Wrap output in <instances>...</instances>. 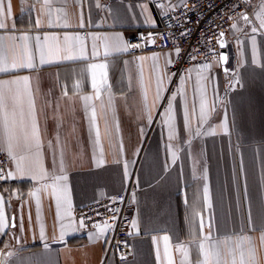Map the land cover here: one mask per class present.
<instances>
[{
    "label": "crops",
    "instance_id": "obj_1",
    "mask_svg": "<svg viewBox=\"0 0 264 264\" xmlns=\"http://www.w3.org/2000/svg\"><path fill=\"white\" fill-rule=\"evenodd\" d=\"M185 2L47 0L45 4V0H2L6 27L0 29V37L5 38V44L14 43L18 52L26 46L33 68L0 73V80L29 77L44 167L49 174L67 176L66 181L58 182L67 191L43 188L45 183H54L51 179L20 176L15 161L10 160L7 173L12 172L14 178L6 176L0 185V211L8 222L0 233V264H169V259L181 264L184 257L177 251L178 245L188 249L185 264H195L196 245L209 233L211 239L204 243L220 242L222 247L225 241L234 247L238 237H250L242 249L247 253L249 247L254 248L255 264H264V29L255 16L261 0H251V23L238 19L236 29L233 23L223 36L227 61L215 63L205 72L191 70L184 75V83L173 94L176 99L170 98L174 138L169 137L166 122L168 105L160 109L176 50L133 55L128 48H109L105 55V46L116 37L127 44L136 30L159 27L165 9ZM146 17L153 23H146ZM253 27L258 29L255 33ZM9 36L17 39L9 41ZM22 36L28 39H19ZM65 36L71 39L66 41ZM42 51L44 64L40 63ZM69 56L72 58H66ZM156 65L164 74L159 98ZM93 77L100 99L95 98ZM109 89L111 108L107 107ZM145 94L151 108L150 124L143 108ZM85 96L93 97L87 110ZM202 98L206 122L201 127ZM93 105L99 144L89 128ZM186 116L192 131L185 124ZM225 122L227 130L221 127ZM197 127L199 136L194 134ZM57 134L64 151L63 173L59 172V148L54 165L53 150L48 147L49 141L57 145ZM130 183L137 204L131 230L133 253L121 262L107 252L109 227L97 239L99 229L83 231L77 211L125 190ZM37 188L41 190L30 195ZM57 197L61 202L59 219ZM164 236L169 237L167 255Z\"/></svg>",
    "mask_w": 264,
    "mask_h": 264
},
{
    "label": "snow or ice",
    "instance_id": "obj_2",
    "mask_svg": "<svg viewBox=\"0 0 264 264\" xmlns=\"http://www.w3.org/2000/svg\"><path fill=\"white\" fill-rule=\"evenodd\" d=\"M246 4L250 3V0H244ZM45 4H47V0H45ZM186 6V5H185ZM259 11L255 13L256 18L259 20V27L260 29H264V0H261L259 5ZM11 12V5H8V14L10 15ZM241 19H243L246 23H251L249 17L241 13ZM146 23H153V21L146 17ZM6 27L4 23V6L2 0H0V29H4ZM234 29H236V24L232 25ZM258 29L256 27L252 28L253 33H255ZM224 33L221 32L220 36L223 37ZM17 38L14 36L7 37L9 41H15ZM19 39L27 40V36H22ZM39 39V38H37ZM45 39H48L45 37ZM55 39V37H53ZM64 39L67 41L71 39L70 37L65 36ZM79 39V37H77ZM5 38L0 37V73H8L10 70L20 69V68H33L32 63V56L28 53L26 46L24 47L23 51H16V45L13 43L12 45L5 44ZM220 46L224 47V42L221 39L219 41ZM252 43L255 45V37L252 38ZM106 51L105 55L108 54V49L111 48L112 50L119 51V50H127L128 45L123 42V40L119 37H116L110 45L105 46ZM179 49H176L177 54H179ZM53 53L49 52L48 55H52ZM66 58H72L71 56ZM195 57H193L194 59ZM143 60L144 58H139ZM152 59L155 61L158 58L154 55ZM219 59L221 61H227V56L221 54ZM45 53L42 51L40 56V63H46ZM171 63L170 60H166V64ZM92 67H97L93 65ZM98 67L103 68L104 65H99ZM157 69V98H159L160 92L163 90V82H164V74L160 73L159 66H155ZM210 65L205 64L203 68L207 69ZM191 70H189L190 72ZM181 83H184V78H181ZM93 89H95V98L100 99V89L97 86L95 77H93ZM140 87L144 88V81L143 77L141 76L140 79ZM67 95V93H65ZM85 101V109L87 110L89 105L88 101L93 99L92 96H85L83 97ZM176 96L173 95L171 100H175ZM169 101L168 108L166 109V114L168 116V120L166 122L169 123V137H175V128L172 124V102ZM205 105L206 101L202 98L200 104V115H199V124L202 127L203 124L206 122L205 120ZM25 106L27 107V113L25 112ZM112 106V96L109 89V95L107 100V107L111 108ZM101 108H105V104L101 102ZM144 112L147 117V121L150 124L152 122V115H151V108L147 103V96L145 94L144 97ZM186 126L189 127V131H192L188 118L186 116L185 119ZM225 130H227L226 122L221 125ZM89 128L90 132L95 133V143H100V129L97 124V112L96 108L93 105L91 108V116L89 121ZM214 131V130H213ZM195 135H201L200 127L195 129ZM211 134V132L209 133ZM57 145L54 147L52 142H48V147L53 150V163L55 165V158L57 147L59 148L60 153V167L59 172H64V151L63 145L60 143L59 135L57 134ZM0 150L6 151L9 158L15 161L16 173L20 176L28 175L33 180H48L51 179L54 181L51 185L45 183L42 185L43 188L52 187L57 192H65L67 191L66 186H61L58 182L59 181H66V175H54L49 174L43 163L42 158V139L40 128L38 124V115L36 110V100L33 89L30 87L29 84V77L23 76L18 79L12 80H0ZM17 150H20L21 154H17ZM175 156V154H173ZM6 177L0 174V179H5ZM7 178H14V174L12 172L7 173ZM41 189L37 188L35 192L30 193V195L35 196ZM205 196L207 197V186L204 188ZM2 200V198H0ZM60 198L57 197V218H60ZM70 207V201H69ZM67 215L70 217L71 212L69 211ZM115 219V217H113ZM80 226L83 227V220L80 222ZM135 221H133V225L135 226ZM13 226H15L13 224ZM8 227V222L4 217L2 211H0V233H3L4 229ZM71 227V222L68 225ZM99 229V233L96 236L97 239L100 238L106 231L108 225L105 221L103 227L100 225H94ZM203 223H201V230H203ZM65 226L61 225L60 231V238L63 239L65 235ZM43 236V231H42ZM91 238V237H90ZM165 241V254L168 253V241L169 237H163ZM211 239L210 233L203 236L202 241L196 245L197 248V257L195 260V264H237V252H239V264H255V255H254V248L249 247L247 249V253L242 249L241 245L244 244L246 241H250V237L248 236H240L235 241V246L231 247L228 246L229 242H223V246L220 242L213 243L211 245H207L204 241H208ZM262 241H264V233L261 236ZM226 248V251L224 250ZM177 251H180L184 259L181 261V264H185V261L188 259V249L183 245H178ZM230 258V259H229ZM169 264H172L171 259H169Z\"/></svg>",
    "mask_w": 264,
    "mask_h": 264
},
{
    "label": "built area",
    "instance_id": "obj_3",
    "mask_svg": "<svg viewBox=\"0 0 264 264\" xmlns=\"http://www.w3.org/2000/svg\"><path fill=\"white\" fill-rule=\"evenodd\" d=\"M250 6L251 0L248 4L244 0H186L180 6L165 9L159 27L138 29L127 40L128 50L133 55L164 49L180 50L168 68L170 82L160 111L167 107L181 85V78L189 70L205 72L213 64H221L220 33L225 35L231 25L241 19V13L249 17ZM205 64L210 67L203 68ZM10 160L7 152L0 150V174L5 177ZM5 180L0 179V185ZM136 208L134 188L130 183L115 195L82 206L77 215L80 221L83 220V231L95 229L94 225L106 221L110 230L107 252L125 262L133 253L131 230Z\"/></svg>",
    "mask_w": 264,
    "mask_h": 264
},
{
    "label": "water",
    "instance_id": "obj_4",
    "mask_svg": "<svg viewBox=\"0 0 264 264\" xmlns=\"http://www.w3.org/2000/svg\"><path fill=\"white\" fill-rule=\"evenodd\" d=\"M223 38L224 37H222L221 39L223 40ZM224 42V41H223ZM224 45H225V42H224ZM222 54H224V55H226L227 53H226V48H225V46L224 47H222ZM227 56V55H226Z\"/></svg>",
    "mask_w": 264,
    "mask_h": 264
},
{
    "label": "rangeland",
    "instance_id": "obj_5",
    "mask_svg": "<svg viewBox=\"0 0 264 264\" xmlns=\"http://www.w3.org/2000/svg\"><path fill=\"white\" fill-rule=\"evenodd\" d=\"M251 12V11H250Z\"/></svg>",
    "mask_w": 264,
    "mask_h": 264
}]
</instances>
